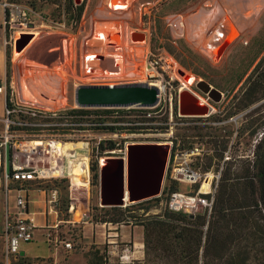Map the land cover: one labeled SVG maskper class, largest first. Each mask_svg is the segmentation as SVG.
Masks as SVG:
<instances>
[{
  "label": "rangeland",
  "instance_id": "rangeland-1",
  "mask_svg": "<svg viewBox=\"0 0 264 264\" xmlns=\"http://www.w3.org/2000/svg\"><path fill=\"white\" fill-rule=\"evenodd\" d=\"M18 2L27 12L36 31L21 50L15 47V40L19 38L20 33L12 43H5L10 56V81L14 83V94L20 102L53 108L74 107L77 104L75 89L79 85L120 83L125 78H137L146 54L165 55L175 60L178 64L177 78L187 86L193 81L204 79L218 88L222 97H225L237 84L238 94L232 97L231 101L240 100L243 93L248 99L247 139L235 137L232 134L234 130L230 131L229 128H226V132L223 129L220 133L212 132L209 125L210 116H204L205 114L198 117L201 121L206 119L205 124L196 130L186 131L172 123L169 129H156L151 130L149 134L115 139L120 141L117 147L121 150L126 141L162 142L168 136L175 140L180 139L181 145L186 147L198 145L201 156L198 160L195 159L193 164L201 166L204 171H210V177L213 174L218 178L213 179V187L215 184L216 187L212 191L213 206L210 213L202 208L196 213L203 216L204 224L201 246L195 261L188 262L189 255L186 256L175 246L171 250L156 246L153 242L146 243L140 227H133L130 232L129 225L133 226L132 217L124 216L128 212L123 214V219H129V223H124V220L109 221L116 219V210L112 209V206L100 204L99 183L96 181V169H92V166L97 163L98 169L102 159L120 156L122 153L99 151L98 140L108 144L106 139L110 136L100 130L59 139L61 142H81V146L75 150L77 156H87L86 172L74 174V171H77L74 167L77 160L68 152L56 156L57 152L53 149L43 152L38 150L31 154L29 165H47L50 159L60 157L61 162L68 164V173L65 177L40 184L48 194L47 199H52L55 190L54 201L50 203L57 211H51V215L57 214V219L60 220L57 227L44 231L43 236L40 230L35 231L31 241L21 242L19 251H23L29 259L38 257V264H119V255L123 252L128 254L130 261L135 264H222L225 255L231 253H240L244 264H264L263 206L248 201L252 189L255 192L254 188H257L254 179L257 155L262 151L264 153V94L261 90L252 88L249 80L258 62H262L264 66V0H130L125 6L117 7L118 9L110 7L115 5L112 0H79L74 3H82L83 10L79 24L73 28H69L66 13L70 7L69 0ZM225 18L235 30V34L220 49V36L224 32L221 25ZM4 30L8 35V27H4ZM206 43L217 44L220 55H211L204 48ZM96 56L101 61L97 62ZM103 65L104 69H99ZM119 66L118 75L112 77L116 72L113 71ZM201 97L212 104L206 97ZM194 98L199 101V106L209 107L201 103L203 101L197 96ZM166 116L167 114H163L161 117L167 120ZM5 134L1 114L0 175L1 168L4 167L2 152L5 148ZM11 138L12 141H25L33 137L13 135L8 138V147ZM41 138L45 142L51 140L47 135H42ZM230 144L231 158L224 161V151ZM258 145H261L259 149ZM13 151L12 147V153ZM24 159L25 156L21 155V162L25 161ZM224 178L236 184L233 194L237 193L236 196L241 200L235 205H230L242 206L243 210L227 212V222L223 224H229L228 235L238 239L231 241L229 248L219 249L221 255H217L218 250L214 248L211 237L226 229L220 221V215L215 211L216 197ZM251 182L254 183L253 188ZM181 186L185 188L184 185ZM256 195L257 191L254 197ZM145 200L139 201L143 202L142 204L127 202L120 208L134 204L128 214L142 213L143 216L164 210L160 203ZM7 203L6 190L0 186V232ZM141 205L143 207H140ZM87 218L94 226L95 223L98 224V230L105 231L106 234L108 231L117 232L114 253H108L107 243L98 248L95 243L89 242L90 239L86 241L82 221ZM111 224H116L115 228ZM56 231L61 238L74 242V248L65 250L60 246L58 249L50 246L45 241V234H54ZM121 232L122 238L128 241H121ZM0 264H4L1 250ZM10 264L18 263L11 259Z\"/></svg>",
  "mask_w": 264,
  "mask_h": 264
},
{
  "label": "built area",
  "instance_id": "built-area-1",
  "mask_svg": "<svg viewBox=\"0 0 264 264\" xmlns=\"http://www.w3.org/2000/svg\"><path fill=\"white\" fill-rule=\"evenodd\" d=\"M2 5L8 7V17L3 22L4 27H8L9 31L5 43H12L19 33H35V25L29 19L27 12L22 9L21 3L3 0ZM78 24L79 22L75 20L69 21V28L76 27ZM62 25L64 26V23ZM177 69L178 64L170 57L146 54L143 66L140 67L139 74H137L139 77L130 78L129 80L125 78L124 81L120 82H148L155 85L158 88V99L151 106L84 107L76 104L74 107L53 108L20 102L16 99L13 91H11L10 105H5L2 114L6 134L5 148L2 152L4 167L2 166L1 168L0 186L6 190L7 199L12 189L16 190V196L14 197V203L8 202L4 209L3 228L0 232V250L4 264H10L11 259L18 264L39 263L37 262L38 257L29 259L19 251L21 242H29L34 238L36 228L34 213L29 207L28 184L35 182L38 185L45 181L65 177L68 173L66 171L68 164L61 162L62 159L60 157L50 159L47 165L28 164L32 153H36L38 150L41 152L53 150V148L50 150L47 147V142L41 136L47 135L51 137V140L59 141V139L69 138L77 134L82 135L87 131L100 130L108 133L110 136L106 140H112L115 144V148L106 149L103 152L114 153L118 151L122 155L116 157H125L126 146L139 142L126 141L123 150H121V148L117 147L120 141L115 140L119 139V137L128 138L149 134L151 130L169 129L172 123L177 124L186 131L199 129L189 128L188 123L190 122H186L187 127L183 128L185 125L183 121L184 115H195L192 118L200 119L198 117L201 116L198 115L201 114H183L180 111V93L190 86H187L182 80L177 78ZM176 78L178 82H176ZM6 86V81L0 83V93H3L5 97L7 94ZM191 92L194 94L193 91ZM100 109L105 111L99 112ZM163 114H167V120L161 117ZM174 118L176 121L173 122ZM199 122L201 123V120ZM13 135L33 138L25 141H12L11 138L8 147V138ZM36 139L43 143L35 144L33 141ZM99 142H101L100 139L97 142V148ZM157 143L162 144L167 153L161 190L155 196L160 198L159 203L163 205L164 209L183 212L192 216L196 215L200 208L210 213L213 206L212 191L216 187V184L213 187V179L215 177L218 178V176L212 174L210 177V171H204L201 166L193 164V161L195 159L198 160L201 156L198 145L194 144L186 147L181 145L180 139L175 140L169 136L165 141ZM8 149H10L9 157ZM224 153V161L230 159L231 147L225 150ZM21 155L25 156V161L23 162L20 160ZM57 155L59 156L60 154L57 152ZM1 163L0 154V167ZM8 164H10V170H8ZM97 170L98 183H100V165ZM14 183H18L19 186H13ZM203 184H206L207 190H203ZM181 185H184L185 188H182ZM54 192L55 190L52 193L51 201H54ZM56 227L57 224L48 225L44 228L49 231V228L55 229ZM45 241L55 249L60 246L65 250H71L75 245L71 240L61 238L58 231L54 234L50 232L45 234ZM119 258V264H135L130 261L129 255L125 252L120 254Z\"/></svg>",
  "mask_w": 264,
  "mask_h": 264
},
{
  "label": "water",
  "instance_id": "water-1",
  "mask_svg": "<svg viewBox=\"0 0 264 264\" xmlns=\"http://www.w3.org/2000/svg\"><path fill=\"white\" fill-rule=\"evenodd\" d=\"M227 23L225 18L221 27L224 29ZM32 36L33 33H20L15 40L16 49L21 50ZM227 38L228 34L220 36L222 47ZM197 86L208 92L214 100L219 99V90L207 81L200 80ZM157 99L158 88L148 82L81 84L75 89V101L77 105L84 107L151 106ZM180 111L186 114H203L207 112V108L199 106L194 96L184 91L180 93ZM125 157H107L100 166L99 196L102 206H122L127 202H139L157 196L161 190L167 159L162 144H128Z\"/></svg>",
  "mask_w": 264,
  "mask_h": 264
},
{
  "label": "trees",
  "instance_id": "trees-1",
  "mask_svg": "<svg viewBox=\"0 0 264 264\" xmlns=\"http://www.w3.org/2000/svg\"><path fill=\"white\" fill-rule=\"evenodd\" d=\"M3 0H0L2 2ZM7 2H18L19 0H6ZM47 1V0H42ZM75 0H69L70 7L66 10L68 14V21H80V16L83 10V4L74 3ZM8 17V7H4V19ZM6 36H7V31ZM264 58L262 57V60ZM9 60L10 56L6 49V61H5V76H6V87L7 94L5 97V105H10V94L12 88L10 86V73H9ZM250 85L255 90H261L264 94V66L262 62H258L254 68V72L250 76ZM1 83V80H0ZM251 89V88H250ZM105 111L104 109H100L99 112ZM261 143V142H260ZM261 145H258V149ZM115 148V144L112 140H108V144H105V141H101L98 144V149L100 152H103L106 149ZM10 155V149H8V157ZM255 182L257 188H254V191H257V195L254 197L253 189L252 194H249L248 201L254 202L255 205L261 204L262 210H264V153H258L257 160L255 163ZM92 169H96V181L98 182V170L97 163L92 166ZM8 170H10V164H8ZM226 178V177H225ZM223 179L219 192L215 201V211L220 215V221L227 222L226 215L229 211H242V206H232L235 205L236 202H241L239 196L233 194V189L235 191V183L229 182L227 179ZM251 186H254V183H250ZM41 187L40 184L37 185ZM252 186V188H253ZM156 201L159 203L160 198L154 197L145 201ZM142 204L143 202H138ZM232 204V205H230ZM134 204L126 205L124 208H120V206H112L111 208L116 210V219L109 220L114 222H119L124 220V223H129V219H123V214L126 212L131 213V207ZM140 207H143L142 205ZM120 208V210H118ZM148 209V207H145ZM118 210V211H117ZM125 214L124 216L132 217L133 225H141L143 227V238L146 243L153 242L156 246L166 247L168 249L179 248L182 253L189 255L188 262H193L197 259L198 251L201 246V241L203 237L202 225L204 224V218L202 215H194L190 216L183 212H176L168 209H164L162 212L153 214L150 216H143L142 213L138 214ZM105 221V220H104ZM225 225V224H223ZM226 229H224L221 234H217L216 236L228 235L230 227L229 224L225 225ZM212 244L215 245V242L218 240L213 235L211 237ZM221 251L216 253L220 254ZM221 255V254H220ZM225 261L222 264H244V258L239 253H231L229 257L224 259Z\"/></svg>",
  "mask_w": 264,
  "mask_h": 264
},
{
  "label": "crops",
  "instance_id": "crops-1",
  "mask_svg": "<svg viewBox=\"0 0 264 264\" xmlns=\"http://www.w3.org/2000/svg\"><path fill=\"white\" fill-rule=\"evenodd\" d=\"M0 9H1V15H0V80L2 83L6 81L5 79V61H6V45H5V39H6V32L3 27V20H4V6L0 3ZM100 58L97 57L96 61L98 62ZM95 68V67H94ZM99 69H104V65L100 67ZM120 66L117 67L114 71H119ZM112 74V76L118 75L119 72ZM10 85L12 87L13 93H15V86L13 81H10ZM15 95V94H14ZM17 97V96H16ZM5 108V95L3 93H0V115L3 114ZM13 186L18 187V183H14ZM29 189L27 191V195L29 198V207L31 211L34 213L35 218V231L40 230L41 235L43 236V232L46 231L44 227L48 225H58V222L60 221L57 219V214L51 215V211L54 210V212H57L55 207L50 203L51 199H47V193L46 190L38 187L35 182H30L28 184ZM8 202L14 203V197L16 196V190L12 189V191L8 194ZM48 202V203H47ZM36 204V205H35ZM83 236L86 239V241H90L92 243L96 244V247L100 248L101 244L107 243L108 245V253H114L115 252V246H117V236H115L117 233L116 231H108L106 234L105 231L98 230L97 225L95 223V226L93 225L92 221H90L88 218L84 219L83 221ZM113 228H115L116 224H111ZM111 227V226H109ZM133 227H140L142 229V236H143V227L141 225H129L130 232H132ZM109 230H111L109 228ZM91 234V235H90ZM90 237V238H88ZM45 238V237H44ZM121 241H128L124 240L122 238V232H121ZM22 254H24L23 251H21Z\"/></svg>",
  "mask_w": 264,
  "mask_h": 264
},
{
  "label": "flooded vegetation",
  "instance_id": "flooded-vegetation-1",
  "mask_svg": "<svg viewBox=\"0 0 264 264\" xmlns=\"http://www.w3.org/2000/svg\"><path fill=\"white\" fill-rule=\"evenodd\" d=\"M239 78V77H238ZM201 80V79H200ZM200 80H196L190 83V87H188V89H184L181 91L184 92H188L190 94H192L191 91L194 92V94H192L193 96H197V98L201 99L203 102L201 103H205L206 105H209L208 109H207V113H203L205 114L204 116H210V121H209V125L210 128L212 130V132L214 133H220V131L223 129L225 130L224 132H226V130L229 128L230 131L231 129L234 130V134L235 137H240L241 139L245 138L247 139V128H248V117H247V113H248V99L243 96L244 93L242 94V96L240 97V100L237 101H231V98L234 97L235 95L238 94V85H234L232 87V90L229 91V93L225 96L222 97V92L219 90L220 92V96L218 100H214L213 98H211V96L208 94V92H204L202 89H200L197 86V82ZM204 80V79H202ZM206 81V80H204ZM191 90V91H190ZM204 96L206 97V100H210L212 102L209 103L207 101H205V99H203ZM237 99L239 97H236ZM185 114V113H183ZM201 116V115H198ZM196 115V117H198ZM192 117H195V115H184L183 121L185 123L183 128H186V122H190L188 123V127L189 128H200L203 124H205V120L201 121V123L199 122L201 119H194ZM198 122V123H197ZM186 126V127H185ZM224 127V128H223ZM227 128V129H226ZM225 135V134H224ZM231 147V144H230ZM215 238H217L218 240L215 242L214 248H216V250L219 251V249L221 248H229L230 247V242H234L237 241L238 237L236 236H229V235H221V236H215ZM226 257H229V254L225 255Z\"/></svg>",
  "mask_w": 264,
  "mask_h": 264
},
{
  "label": "bare ground",
  "instance_id": "bare-ground-1",
  "mask_svg": "<svg viewBox=\"0 0 264 264\" xmlns=\"http://www.w3.org/2000/svg\"><path fill=\"white\" fill-rule=\"evenodd\" d=\"M111 0H108V2ZM130 0H112V2H115V5L110 6L111 8L114 7H123L125 6ZM108 7V6H106ZM118 9V8H117ZM124 10V9H123ZM231 24L227 23L224 27V32L221 33V35L228 34L227 42L229 40V37H232L235 34V30L230 27ZM36 32V31H35ZM35 34V33H34ZM211 40V39H210ZM226 42V43H227ZM215 43H206L204 45V48L211 54V55H217L220 53L219 48L216 47L217 44ZM223 48L222 45H220V49ZM219 51V52H218ZM217 52V53H216ZM20 53V52H19ZM220 55V54H219ZM97 57V56H96ZM94 58V57H93ZM90 60V59H89ZM100 60V59H99ZM101 61V60H100ZM93 63V62H92ZM89 65V64H88ZM100 65V64H99ZM89 67V66H88ZM96 67V66H95ZM97 69V68H96ZM115 72V71H113ZM86 76V75H85ZM107 82V81H106ZM196 103L200 105L199 101L196 100ZM208 109V108H207ZM207 113V112H206ZM35 144H42L40 140L36 139L33 141ZM86 143V142H85ZM47 147L50 148V150L53 148L56 152L59 154H62L63 152H68L70 156H74V159L77 160V163L74 167L77 168V171H74V174H80L81 172L87 171V156L85 154L83 156H77V151L75 148L81 146V142H61V141H49L46 143ZM86 146V145H85ZM126 159V157H125ZM105 159H102L100 162L101 164L104 162ZM75 163V162H74ZM87 174V173H86ZM203 190H207L206 184H203L202 186ZM140 246V245H137Z\"/></svg>",
  "mask_w": 264,
  "mask_h": 264
}]
</instances>
